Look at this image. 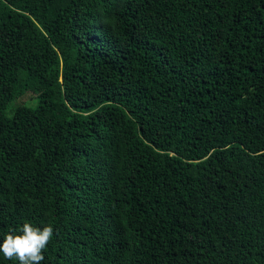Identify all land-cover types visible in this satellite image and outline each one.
<instances>
[{"label":"trees","instance_id":"16d2710c","mask_svg":"<svg viewBox=\"0 0 264 264\" xmlns=\"http://www.w3.org/2000/svg\"><path fill=\"white\" fill-rule=\"evenodd\" d=\"M25 222L41 264H264V0H0V243Z\"/></svg>","mask_w":264,"mask_h":264},{"label":"clouds","instance_id":"9594fccd","mask_svg":"<svg viewBox=\"0 0 264 264\" xmlns=\"http://www.w3.org/2000/svg\"><path fill=\"white\" fill-rule=\"evenodd\" d=\"M51 224L43 227L25 222L18 229L11 230L0 243V252L6 259L15 258L20 264H41L49 241L53 237Z\"/></svg>","mask_w":264,"mask_h":264},{"label":"rangeland","instance_id":"374dc122","mask_svg":"<svg viewBox=\"0 0 264 264\" xmlns=\"http://www.w3.org/2000/svg\"><path fill=\"white\" fill-rule=\"evenodd\" d=\"M27 99H28V100H31V99H32V96H31V95H30V96H28V97H27Z\"/></svg>","mask_w":264,"mask_h":264}]
</instances>
